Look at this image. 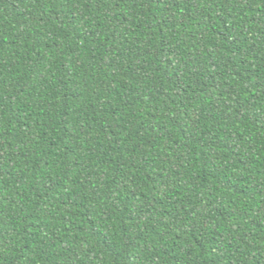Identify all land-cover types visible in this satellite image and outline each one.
<instances>
[{"label":"trees","instance_id":"16d2710c","mask_svg":"<svg viewBox=\"0 0 264 264\" xmlns=\"http://www.w3.org/2000/svg\"><path fill=\"white\" fill-rule=\"evenodd\" d=\"M0 264H264V0H0Z\"/></svg>","mask_w":264,"mask_h":264}]
</instances>
